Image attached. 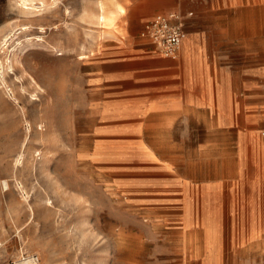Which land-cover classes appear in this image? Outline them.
Instances as JSON below:
<instances>
[{
	"label": "rangeland",
	"instance_id": "rangeland-1",
	"mask_svg": "<svg viewBox=\"0 0 264 264\" xmlns=\"http://www.w3.org/2000/svg\"><path fill=\"white\" fill-rule=\"evenodd\" d=\"M231 1L218 19L227 40L214 38L234 55L219 78L239 119L230 138L206 139L185 118L196 93L162 102L174 69L162 61L180 66L184 42L177 59H152L124 17L101 26L97 0H0V264H264V154L240 136L264 141V0ZM116 45L131 52L130 82L107 65ZM244 62L262 67L260 93L243 87Z\"/></svg>",
	"mask_w": 264,
	"mask_h": 264
},
{
	"label": "crops",
	"instance_id": "crops-1",
	"mask_svg": "<svg viewBox=\"0 0 264 264\" xmlns=\"http://www.w3.org/2000/svg\"><path fill=\"white\" fill-rule=\"evenodd\" d=\"M107 2H111L112 5H108ZM105 3L109 7L117 6L123 10V13L117 15L116 22L118 19L124 17L122 27L126 29L128 34L142 40L145 46V53L152 59L164 56L160 55L154 49L148 39L140 35L146 21L157 13H165L169 11H179L185 15L186 37L183 40L184 46L180 59L181 64L180 66H173L162 61V69H164V71H166V68H174L172 71H169V73L162 74V78H165L162 79V102L166 100H174L178 98V95L183 93H196V99L192 100L189 104L184 105V107L190 112V115H186L185 118H187L190 123L198 125V127L199 125H202L204 127L202 128L205 131L206 139H218L220 135H222L224 139L230 138L231 129L239 119L238 110L240 109V105H232V107H229L222 102L223 93L235 92V88H233L228 82L220 79L219 76L225 72L228 74L232 72L234 65H232L231 60L234 59V55L231 54L229 48H219L218 42L215 41L214 34L216 30L218 32L223 29V40L226 37L224 35L225 28H221L218 19L222 18L220 13H224L231 8L232 1L113 0L106 1ZM189 12H192V14L188 15ZM194 13L196 14L194 15ZM204 18L210 21V24L206 29L199 26V22ZM260 28H262V23H260ZM259 39V42L262 44L261 38ZM225 40H227V37ZM122 48L123 47L120 45L111 46L108 53L110 54L111 59L107 61L108 66L122 69L114 73V77L117 78L120 83L130 82V78L136 71L130 62L132 58L127 57L131 52L126 49L123 50ZM138 48L139 46L134 47L135 50ZM238 50V59L245 60V56L248 53L245 37L240 38ZM259 50L263 52V46H260ZM240 65L241 63L239 66ZM238 73L242 77L244 84L243 87L245 89L259 90L260 93V83L258 82L261 81L263 75L262 67L260 65H255L254 68L249 69L244 62L239 67ZM166 77H168V79H166ZM247 81L253 82V84L248 86L246 83ZM246 91L247 90H244L243 92L245 93L243 97L244 100H247V97L249 96L246 94ZM208 92H214L216 95V101L204 96V94ZM232 111H235V117L231 114ZM244 132L240 134V136H244L241 140V143H244V150L247 151V148L250 150L257 148L259 153L261 152V155L264 154V141H256L254 128H246ZM261 135L264 136L262 131ZM206 144L200 145H210L209 142ZM229 144L230 143L226 144V148L228 149ZM229 172L230 169L228 168L227 175H223V180L229 178ZM260 178V183L264 188V166L262 167ZM218 185V183L212 181L211 188H216ZM246 202L249 204L252 202V199L247 197ZM247 208V212H250V214L253 215L254 211L249 207ZM258 217L264 219V211L261 212V214L259 213ZM250 233L251 235L254 234L253 230H251Z\"/></svg>",
	"mask_w": 264,
	"mask_h": 264
},
{
	"label": "built area",
	"instance_id": "built-area-1",
	"mask_svg": "<svg viewBox=\"0 0 264 264\" xmlns=\"http://www.w3.org/2000/svg\"><path fill=\"white\" fill-rule=\"evenodd\" d=\"M140 35L148 39L160 55L177 59L186 37L185 15L179 11L157 13L146 21Z\"/></svg>",
	"mask_w": 264,
	"mask_h": 264
},
{
	"label": "bare ground",
	"instance_id": "bare-ground-1",
	"mask_svg": "<svg viewBox=\"0 0 264 264\" xmlns=\"http://www.w3.org/2000/svg\"><path fill=\"white\" fill-rule=\"evenodd\" d=\"M106 1H108V0H97V6H98V21H99V23L101 24L102 27L105 26V25H107V24H109V23H111V22H113L116 19L117 15L119 13H123V10L121 8L117 7V6L108 7L106 5V3H105ZM110 1H113V0H110ZM21 5H23L24 7H28L27 0H21ZM40 28L43 29L42 26H40ZM19 29L23 31V30L29 29V26H27V25H20L19 26ZM9 38H10L9 34H7L6 36H4V38L0 42V48H7L8 47ZM61 54L62 53L60 52L57 55H61ZM83 56H81V57H83ZM6 61H7L6 59H5V61L0 59V73H1V68L4 67V63ZM7 62L9 63L10 61H7ZM17 63L19 65H22L23 64L21 62V60H18ZM8 66L10 67L11 65L9 64ZM0 83L1 84H4L5 88L7 87L6 81L1 76H0ZM3 182H4V186L7 189L8 186H9L8 181L4 180Z\"/></svg>",
	"mask_w": 264,
	"mask_h": 264
}]
</instances>
